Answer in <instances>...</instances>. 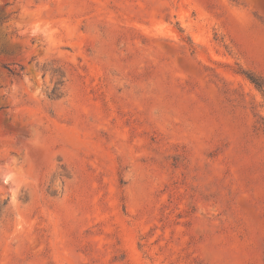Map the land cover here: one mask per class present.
<instances>
[{
	"label": "rangeland",
	"instance_id": "1",
	"mask_svg": "<svg viewBox=\"0 0 264 264\" xmlns=\"http://www.w3.org/2000/svg\"><path fill=\"white\" fill-rule=\"evenodd\" d=\"M248 74L264 0H0V264H264Z\"/></svg>",
	"mask_w": 264,
	"mask_h": 264
},
{
	"label": "clouds",
	"instance_id": "2",
	"mask_svg": "<svg viewBox=\"0 0 264 264\" xmlns=\"http://www.w3.org/2000/svg\"><path fill=\"white\" fill-rule=\"evenodd\" d=\"M41 31H45L44 29H41V27L39 25H35L33 28H32V34H36L37 32H41ZM45 34H47L45 32ZM16 91V86L13 84V92ZM14 179V176L13 175H6L4 177V182L7 184L9 181H13ZM14 195V193H13Z\"/></svg>",
	"mask_w": 264,
	"mask_h": 264
},
{
	"label": "trees",
	"instance_id": "3",
	"mask_svg": "<svg viewBox=\"0 0 264 264\" xmlns=\"http://www.w3.org/2000/svg\"><path fill=\"white\" fill-rule=\"evenodd\" d=\"M249 81L260 91H264V81L258 77L248 74Z\"/></svg>",
	"mask_w": 264,
	"mask_h": 264
}]
</instances>
